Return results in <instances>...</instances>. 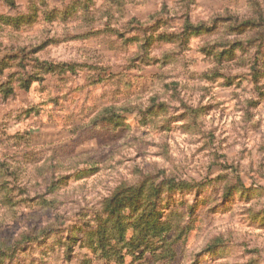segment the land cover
Listing matches in <instances>:
<instances>
[{
	"label": "rangeland",
	"instance_id": "374dc122",
	"mask_svg": "<svg viewBox=\"0 0 264 264\" xmlns=\"http://www.w3.org/2000/svg\"><path fill=\"white\" fill-rule=\"evenodd\" d=\"M0 264H264V0H0Z\"/></svg>",
	"mask_w": 264,
	"mask_h": 264
},
{
	"label": "trees",
	"instance_id": "16d2710c",
	"mask_svg": "<svg viewBox=\"0 0 264 264\" xmlns=\"http://www.w3.org/2000/svg\"><path fill=\"white\" fill-rule=\"evenodd\" d=\"M114 199H115V198H113L112 200H110L109 203L107 204L106 207H108V210H110V208H112V206H110V205L113 203L112 201H113ZM115 210H118V209L115 208ZM110 211H111V210H110ZM112 211H113V210H112ZM124 231L126 232V230H124ZM147 235H148V234H147ZM103 242H104V240H102V243H103ZM143 243L146 244L147 246H149L151 242H150V240L147 239V237H146V238H144Z\"/></svg>",
	"mask_w": 264,
	"mask_h": 264
}]
</instances>
